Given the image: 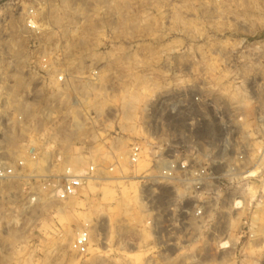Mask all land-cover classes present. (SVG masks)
Segmentation results:
<instances>
[{"label":"rangeland","instance_id":"rangeland-1","mask_svg":"<svg viewBox=\"0 0 264 264\" xmlns=\"http://www.w3.org/2000/svg\"><path fill=\"white\" fill-rule=\"evenodd\" d=\"M78 1L69 0L70 14L51 8L52 15L40 18L59 29L49 38L61 43L55 48L72 57L68 64L76 72L100 66L116 77L103 76L97 85L78 89L97 112H117L109 130L118 131L121 153L131 141L148 137L147 130L165 147L184 152L202 147L206 140L214 145L223 131L218 112L210 106L230 115L232 105L248 103L241 91H230V74L239 70L243 77L264 75V0H80L87 12L71 14ZM28 3L0 0L2 66V58L13 56L10 41L21 48L13 65L22 67L33 45L44 40V33L25 37L21 30ZM103 5L106 14L98 13ZM97 23L101 29L94 31ZM244 39L258 40L255 55L262 63L256 68L247 62L235 64L238 54H252L241 53ZM202 72V91L218 94L217 100L189 108V92L196 90L192 75ZM131 96L138 101L126 109ZM178 102L180 112L171 113L168 105ZM191 122L203 129L192 132ZM64 145L72 146L69 138ZM102 146L94 154H105ZM82 161L79 167L90 163ZM96 161L106 166L108 158ZM187 209L189 198L182 189L145 187L135 178L94 183L68 201L43 198L38 204L26 203L18 185L0 184V264H264V225H259L254 242L217 254L203 225L190 222L182 211ZM177 210L178 216L173 215ZM86 222L91 226L90 244L80 255L70 250V243Z\"/></svg>","mask_w":264,"mask_h":264},{"label":"built area","instance_id":"built-area-1","mask_svg":"<svg viewBox=\"0 0 264 264\" xmlns=\"http://www.w3.org/2000/svg\"><path fill=\"white\" fill-rule=\"evenodd\" d=\"M62 1L28 0L21 30L25 37H41L44 33V40L33 45L22 67L13 65L18 61L13 56L2 58L6 62L0 65V184L18 185L26 203L38 204L43 198L68 201L89 184L135 178L145 187L166 186L176 192L182 189L189 198V209L182 211L189 215L190 222L203 225L205 237L214 241L215 253L254 242L259 225H264V75L253 72L243 77L239 70L230 74V91H241L248 103H235L230 115H223L219 106H210L218 112L223 131L222 137L213 139L214 145L206 140L201 142L202 147L193 146L184 152L165 147L156 133L147 130L148 137L131 141L121 153L118 131L109 130L117 112H97L78 89L97 85L103 76L116 77L103 73L100 66L76 72L69 66L72 57L55 48L61 43L49 38L59 29L40 18L50 14L51 8L63 14ZM85 8L79 0L71 14L84 15ZM107 12L104 5L98 9L100 14ZM92 27L94 31L101 29L98 23ZM243 46L241 53L249 50L252 54H238L235 64L247 62L256 68L262 63L255 55L258 40L244 39ZM19 71L25 84L18 87V99L13 102L9 91L16 79L10 75ZM205 78L203 72L192 75L196 90L189 92V108L217 100L218 94L207 96L202 91ZM190 126L192 132L203 129L196 122ZM68 138L70 147L64 145ZM99 145L106 153L97 156L94 150ZM72 156L90 163L74 168L67 162ZM103 156L108 158L106 166L96 161ZM42 169L48 171L40 172ZM90 232V224L84 223L75 233L70 250L86 254Z\"/></svg>","mask_w":264,"mask_h":264},{"label":"bare ground","instance_id":"bare-ground-1","mask_svg":"<svg viewBox=\"0 0 264 264\" xmlns=\"http://www.w3.org/2000/svg\"><path fill=\"white\" fill-rule=\"evenodd\" d=\"M69 2L67 0H63L62 1V4H63V7H62V12L63 15H66V14H70V11H69V7L67 6ZM64 6L65 8H67L65 11H64ZM87 12V7H86V10L84 13ZM53 13V12H52ZM52 13H50L49 15H52ZM8 50L12 53L13 56L15 57H20L21 55V48L19 47V45H17L15 42H12L10 41L8 43ZM16 59V58H15ZM11 77H13L14 79H16V84L12 86V90L9 91V94H10V97H11V100L13 102L17 101L18 97H17V93H18V87H21L22 86V78L20 77V75L17 73V72H13L11 75ZM22 76V75H21ZM24 79V78H23ZM81 91H84V88L81 89ZM87 91V90H86ZM85 93V92H84ZM85 94H88V93H85ZM138 101V97L136 96H131L129 97V99H127L125 101V104H126V109H129L131 107H133V105ZM181 107V105H180ZM169 109H170V112L173 113V114H177L180 112V109H179V102L178 103H172L169 105ZM82 157L80 156H72L70 157L69 159H67V161L69 162L70 165H72L74 168H78L82 163ZM91 185V184H89ZM88 185V186H89ZM89 188V187H88ZM95 189V188H94ZM188 258V257H187ZM188 260V259H187Z\"/></svg>","mask_w":264,"mask_h":264}]
</instances>
